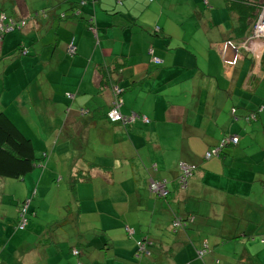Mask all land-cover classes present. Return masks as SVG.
I'll list each match as a JSON object with an SVG mask.
<instances>
[{
    "label": "crops",
    "instance_id": "crops-1",
    "mask_svg": "<svg viewBox=\"0 0 264 264\" xmlns=\"http://www.w3.org/2000/svg\"><path fill=\"white\" fill-rule=\"evenodd\" d=\"M25 1V15L30 17L43 3L49 4L45 0L32 3ZM203 1L206 6L213 4L211 0ZM154 2L159 0H95L93 3L88 0V4L83 8L85 12H82L84 19L80 21L68 17L55 22L57 12L49 13L46 17L38 16L36 20L30 18L25 27L15 35L11 33L8 38L10 41L16 38L17 44L27 46V58L19 62L24 67L26 78L36 80L38 73H42L39 71L46 66L60 73V66L65 64L71 69L76 67L81 71L84 70V73L73 93L68 89L60 91V88L56 91L55 87L49 84L45 92L40 86L35 87L37 93L29 100L36 102L38 108H42V112L47 113L50 119L58 120L56 122L58 125L53 127L56 130L61 128V131H64L70 120L69 115L74 114L71 119L73 124L68 126V129L73 133L75 142L78 141L77 146H80L76 148L78 153L82 152L83 146L88 145L90 129L111 128L114 152L119 148L117 152L125 153L121 159L117 157L120 160L119 168L123 173L126 171L130 178L136 202L145 209H151L153 216H150L149 226L154 223L155 216V222L160 223L157 225L158 228L163 224L166 228H171L174 215L195 214L194 224H190L185 231L168 229L170 234L167 237L170 241H162L165 239L162 236L160 246L157 249L147 250V259L141 264H264V242L260 240L264 236V151H262L264 134L261 142H255L250 138L249 133L257 128L259 120L251 122L252 124L244 120V115L254 108L252 101H248L247 95L255 92V103L260 104L264 98V86L260 79L251 76L243 80L250 72L251 56H241L237 65H241L242 70L236 75L237 66L234 62L224 61V59L229 60L226 56L230 57V54H225L230 50L223 48L225 41L222 39L210 46L211 50L215 49L219 55L215 76L211 78L212 83L207 81L205 83V76L209 75L204 73L197 82L194 80L196 74L189 71L188 67L176 68L175 79L167 80L166 73L169 72V68L165 65V59H162L164 60L162 63L160 61L161 64L157 69L137 63L134 59L132 65L134 71L127 72L124 68L131 66L129 64L134 50L146 56H148L147 52L153 53L156 57L162 56V50L167 49L162 37L153 38L148 34L152 30L149 26L151 21L157 24V20L163 24L161 27L157 25L155 27H158L160 32L164 30L162 27L164 23L158 20L157 6L151 8ZM193 7L191 6L190 9ZM84 20L92 22L96 26L97 33L85 29ZM131 20L142 27L120 26L127 25ZM61 28L71 33L70 38H62L65 46L71 42V38L73 39L72 42L76 46L73 53L68 52L67 47L60 46ZM136 28H140L141 34H136L138 33L135 31ZM227 34L225 31L224 36ZM124 39H129L130 42L122 41ZM116 43L120 45L115 46ZM116 47L118 48L115 49ZM20 55L13 56L12 60L22 57ZM120 57L124 61V66L117 75V84L123 88L130 81H140L122 93L123 100L119 110L124 116L134 112L139 117L137 116L132 125L124 126L115 122L108 127L105 111L108 112L113 96L110 88L101 89L96 85V66L108 65L115 58ZM207 58L209 63L211 56ZM212 62L215 63L212 59L210 65ZM36 65L38 68L34 69ZM48 74L59 86L60 77L50 72ZM148 78L150 82H147ZM14 79L18 80V83L21 80L17 75ZM22 79H25L24 75ZM123 81L124 85L121 84ZM84 82L86 87L82 92L80 87ZM35 85L38 84L34 83L32 87ZM163 86H173L176 93L162 96ZM128 91L134 93L131 112H128L124 101L130 99L129 95H125ZM62 93L65 97L66 93L70 94V97L67 96L70 106H64L66 98L63 97L64 101H62ZM237 98L240 100L238 103ZM42 104L43 106L39 107ZM233 108H236L235 116L231 112ZM142 116H145L147 121L143 120ZM263 120V117L260 118V121ZM229 131L239 136L243 133L245 135L240 136L237 147H230L224 157L206 159L205 153ZM54 132L52 131L53 134ZM53 134H48V141ZM63 140H67V137ZM107 143L110 145V142H106V138L103 137V145ZM129 155L136 158L137 164L130 161ZM77 160L78 158H74L70 172L76 166L81 167L79 164L75 165ZM182 162L197 166L196 170L187 177L185 189L176 188L177 184L174 181L179 171H182L183 165H180ZM113 166L114 164L112 168L108 167L112 174L111 181H115L116 177L112 171L117 170ZM138 178L147 186L141 194L138 191ZM41 180L42 175L39 182ZM150 180L166 184L169 190L166 199L157 198L148 188ZM28 196L29 191L26 192V198ZM162 199L165 202L162 203ZM31 214L34 216V213ZM140 221L145 224L141 219L137 222L126 220V235L137 240L138 245L141 242L140 246L147 248L149 244H154L140 230L142 226L139 224ZM18 238L22 243L18 244L15 251H11L13 255L17 253L16 261L12 264H40L39 260H42V257L37 253L39 248H43L46 253L43 243L45 240L40 239L35 243L36 246L28 248L26 235H20ZM225 238L229 240L232 248L230 260L227 249L219 248L217 244ZM203 242H207L209 252L199 258L195 249L201 247ZM222 250L226 255L222 254L221 257L217 252ZM216 259H219L218 263Z\"/></svg>",
    "mask_w": 264,
    "mask_h": 264
},
{
    "label": "rangeland",
    "instance_id": "rangeland-1",
    "mask_svg": "<svg viewBox=\"0 0 264 264\" xmlns=\"http://www.w3.org/2000/svg\"><path fill=\"white\" fill-rule=\"evenodd\" d=\"M35 1L37 0H27L28 3ZM211 1L213 4H209V6H206L203 0H159V2L153 3L151 8L153 9L154 6H157L159 10L158 20L164 23V26H162L164 30L159 35L166 36L161 39L167 45V49H163L162 56L157 55L158 57L156 56V58L161 63L164 61L162 59H165V65L169 68V72L166 73L167 80L173 81L175 79L176 68L188 67L190 68L189 71H193L196 74L194 80L199 82L200 76L202 77L201 74L204 73L209 75L205 76V83L206 81L212 83L211 78L215 76L218 64L217 56L219 55L215 49L211 50L210 46L221 41V34L225 33V31L228 32L231 29V23L234 21L228 14L225 0ZM45 2L49 4L43 3L40 9L57 4V0H45ZM191 6H194L193 9H190ZM137 9L139 8L137 7ZM67 12L71 11L67 10ZM4 13L6 15V13L9 14L10 12L8 10ZM156 23L150 22L149 26L152 30L155 25L159 27L163 25L157 20ZM139 30L140 28L135 29L138 32L136 34H141ZM17 32L18 30L9 31L6 34L7 37L4 43H0V110H6L11 118L16 121L18 127L30 136L34 148L39 153L45 152L47 156L44 162L38 163L31 172L20 180L0 178V264H12L16 261L17 253L13 255L11 251H15L18 244L22 243L18 238L20 235H26L28 248L38 243L40 239L45 240L43 243L45 244L46 253L43 248H39L37 253L42 257V260H39L40 264L144 263L147 259V250L157 249L160 246L162 236L165 238L162 241H170L167 236L170 234L168 229L171 230V228H166L164 224L158 228L157 225L160 223L157 224L155 222L156 216L153 220L154 223L149 226L150 216H153L152 212H150L151 209H145L136 202L135 192L131 188L132 184H130L131 180L126 171L123 173L119 168V159L125 153L117 152L120 150L119 148H116V152H114L111 128L108 130L104 128L90 129L88 145L83 146L81 148L82 152L78 153L76 150V148H80V146H77L78 141L75 142L73 133L68 129V126L73 124L71 119L74 114L71 113L69 115L70 120L67 122V128L64 131H61V128L56 130L53 127L58 125L56 124L58 120L50 119L47 113L42 112V108H38L36 102L29 100L32 95L37 93V90L34 89L35 87L40 86L45 92L49 84H52L56 91H59L60 88V91L68 89L73 93L76 91L84 70L81 71L76 67L71 69L69 65L65 64L60 66L61 70L59 73L52 70L50 66H46V69L43 67V70L39 71L42 73H38L36 80L32 81L31 78H26L24 67L19 62L27 57L21 54L24 51L19 49V52L15 48L17 44L16 38H12L13 41L11 42L8 40L11 36L9 34L14 33L15 35ZM60 33V46L68 48L70 42L65 46L63 38H70L71 33L62 28ZM70 40L72 41L73 39L71 38ZM122 41L130 42L129 39ZM119 45L120 43L115 44V46ZM9 47L14 49L16 55L20 53L22 57L10 60L15 55L12 54L13 50L5 57H1V54ZM227 47L236 50V54L233 57L235 63L241 60L242 55L251 56L252 67L250 66V72L245 75L243 80L245 81L251 76L254 79H260L264 86V9L257 26L248 39L242 43L235 44L225 41L223 48L228 50ZM133 53L129 64L131 66L124 68L127 72L134 71L132 69L134 59L137 63L148 65L154 69H157V66L161 64L152 60L154 57L153 53L147 52L149 57L135 52V50ZM209 56H211V61L213 59L215 63L212 62L211 65V61L208 63L207 57ZM35 68H38V66H34ZM48 72L60 77L59 86L52 81V76ZM16 75L21 78L19 83L18 80L14 79ZM22 75L25 76V79H22ZM31 77L33 78V76ZM47 79L50 80L47 81ZM147 82H150L149 78ZM34 83L38 85L32 87ZM121 84L124 85L125 82L123 81ZM85 87L86 82L82 84L80 90L82 92L85 91ZM138 88L137 86L136 89ZM111 93L113 96L114 92ZM171 93H176L173 86L162 87V96ZM133 94V91L125 93V95L130 96L129 100H124L125 106L128 107V112L133 111L131 108L134 100ZM63 97L66 98L64 106H70L69 98L65 97L64 93H62V101H64ZM121 100H123L122 95ZM236 102L238 103L240 100L237 98ZM42 106L43 104L39 107ZM106 113L105 111V115ZM109 114L110 112L108 113V118L110 119ZM250 114V112L246 113L244 120L246 123L252 124L251 122L257 121V118ZM136 118L137 116H132L131 121ZM142 119L147 121L143 116ZM108 123V127L114 124L109 121ZM48 127L50 128L47 129ZM52 131H55L54 134ZM48 134H53L49 141ZM100 134L106 138V142H110V145L108 143L103 145V137ZM64 137H67V140L64 141ZM128 157H131V162L137 164L136 158L132 155ZM74 158H78L75 165L79 164L81 170H88L91 162L101 165L103 168H112L114 164L113 167L117 168L116 171H112L116 175L115 181H111V171L103 173L100 168H92V182L90 184L77 183L75 192H73L74 190L70 187V177L73 173L70 170ZM82 159L86 160V162ZM77 167L75 169H78ZM41 175L42 180L39 182ZM137 180L138 191L141 194L147 189V186L143 184L144 182L140 178ZM151 181L157 180L149 181L148 188L150 190H152L150 187ZM27 191H29L28 198H26ZM23 199H28L26 204H30L27 226L25 229L15 233L14 224L19 209L17 204ZM163 202H165L164 199H162ZM124 209L125 211H123ZM31 212L34 213V216H31ZM140 219L145 221V224L141 221L139 222L142 225L140 230L154 244H149L147 248L141 247L138 245L137 240L126 235V220L137 222ZM130 228L133 229L132 227ZM156 235L158 236L156 237ZM74 249L78 251V254L73 253ZM226 249L229 252L228 257L230 260L232 248L228 245ZM200 252L206 253L207 250L199 249ZM195 253L198 256L196 249ZM198 257L200 258V256Z\"/></svg>",
    "mask_w": 264,
    "mask_h": 264
},
{
    "label": "trees",
    "instance_id": "trees-1",
    "mask_svg": "<svg viewBox=\"0 0 264 264\" xmlns=\"http://www.w3.org/2000/svg\"><path fill=\"white\" fill-rule=\"evenodd\" d=\"M92 3L95 0H91ZM152 1V0H150ZM1 2L0 7V43L3 44L6 39V34L9 31H15V30H21L23 27H25L26 23H28L31 19L36 20L38 16H44L46 17L49 13L53 14L57 12V18L54 19V21H61L68 17L71 19L76 18L77 21H80L84 19V16L82 15V12H85L83 10L84 6L88 4V0H60L57 2V4H53L50 6H45L42 9H39L34 12L31 17L30 15H25V6L26 1L25 0H3ZM60 5V6H57ZM225 5L228 11V14L230 17L233 18V21L231 23V29L226 32L227 35L224 36V33H222L221 39L223 41H229L233 44L235 43H242L252 33L254 28L257 26L260 17L262 15V11L264 9V0H225ZM53 6V7H51ZM9 10V14L4 12H7ZM61 10V11H60ZM67 10L71 12H67ZM3 12V13H2ZM61 12V13H59ZM31 18V19H30ZM85 29H89L92 32L97 33L96 26L92 24L90 21H85ZM127 24V23H126ZM122 28H134L135 26H138V23L134 20H131L127 25L122 24L120 25ZM140 27H142L140 25ZM153 38H165L166 36H160V30L158 27H155L153 30L149 33ZM10 35V34H9ZM10 41V40H9ZM11 42V41H10ZM72 42V41H71ZM70 42V43H71ZM74 45V42H72ZM75 46V45H74ZM8 49L5 50L4 53L1 54V57L7 55L10 51H12V54L14 55V49ZM15 48L20 52V50L24 51L21 53L22 55H27L28 50L27 46H20V43L16 44ZM29 48V47H28ZM76 48V46H75ZM20 49V50H19ZM68 50V48H67ZM17 55H20V53H17ZM16 56V54L14 55ZM21 56V55H20ZM245 57V56H244ZM120 58H115V60L108 64H98L96 67V85L98 88L106 89L110 88L111 92L114 90L113 88L117 87L119 89V99L121 100V95L125 90H129L132 87H134L138 82L140 81H130L128 84H126L122 89L117 84V75H119V72L121 71L122 67L124 66V61ZM13 59V56L10 60ZM153 61L159 62V60L154 56ZM160 63V62H159ZM234 65L237 66L236 68V75H239L241 73L242 67L241 65H237L234 61ZM5 71V70H4ZM3 80V78H2ZM254 93L248 94V101L251 102L254 106L249 112L253 114L259 122L256 126L255 130L251 131L249 133L250 138L253 139L255 142H261L262 140V134H264V120L260 121V118L263 117L264 119V98L260 104L255 103L256 97L254 96ZM66 96L70 97V94H66ZM254 97V99H253ZM112 102L114 101V95L112 98ZM253 99V100H252ZM122 105V100L121 104ZM121 106H119L120 109ZM113 108V104H110L109 111ZM235 110L236 108L232 109V115L235 116ZM106 113V117L108 118V113ZM120 111V110H119ZM121 113V112H120ZM250 114V115H251ZM122 116H124L121 113ZM138 116L134 112H131V114L125 116V120L123 118L118 120H110L108 118V121L111 123L115 122H121L124 126H128V124L132 125L133 121H129L128 118L132 116ZM139 117V116H138ZM145 117V116H143ZM127 118V120H126ZM237 120H240L239 117H236ZM245 119V118H244ZM254 122V121H253ZM243 129V128H242ZM245 134H240V136H244ZM248 135V133L246 134ZM239 134H232V132H226L222 135V137L219 139L217 144L212 146L207 152H210L212 150H216V153L210 155L209 157H206V159L211 158H221L224 157L225 154H228V150L230 147L236 148L239 144L238 141L240 139ZM230 138H235V143L233 141H229ZM258 151V150H257ZM262 151H264V144L262 146ZM46 153H39L33 146L32 140L29 135L25 134L21 128L18 127L16 122L11 118L10 114L5 110H0V178H10V179H16L20 180L25 177L26 174L31 172L34 167L40 162H44L46 158ZM182 171H179V174L176 178H174V181H176V188H184L187 185V177L190 176L195 170V168H190V171H193L191 174L184 173V167L191 166L189 164L181 163ZM193 165V164H192ZM91 167V168H90ZM88 170H81V167H77L78 169L72 170V175L70 177V187L73 192H75V185L77 183H87L92 182V175H91V169L93 168H100L102 169L103 173H107L108 167L103 168L101 165L93 164L91 162V166ZM166 181V180H165ZM164 191H166L165 195H159L158 192H155V195L157 198H167L169 190L164 183ZM28 199H23L21 202H19L17 205L19 207L17 212V219L14 224V231L18 232L20 230H23L27 226L28 221V213H29V205L26 204ZM32 213V212H31ZM175 216V217H174ZM171 221V228L176 230L185 231L187 228H189L190 224H194L195 222V214L194 213H188L186 215L182 216H176L174 215ZM22 224H24L23 227ZM237 238V237H236ZM263 241V236L260 239ZM228 239H223L217 244L219 245V248L225 247L224 250H226V247L229 245ZM145 243V242H144ZM141 245V242L140 244ZM142 247V246H141ZM199 249H206L208 253L209 249L207 246V242H203L201 244V247L197 248V255L201 256L205 255L206 253H199ZM219 253V256L222 257V252ZM226 255V254H224ZM219 262V259H216V263ZM24 264V263H19Z\"/></svg>",
    "mask_w": 264,
    "mask_h": 264
},
{
    "label": "built area",
    "instance_id": "built-area-1",
    "mask_svg": "<svg viewBox=\"0 0 264 264\" xmlns=\"http://www.w3.org/2000/svg\"><path fill=\"white\" fill-rule=\"evenodd\" d=\"M262 16V15H261ZM261 18V17H260ZM75 51V46L73 45V43L71 42L70 44H69V46H68V52H74ZM229 62H231V61H229ZM114 90H113V92H114V101H113V108L109 111L110 112V114H109V116H110V119L111 120H118V119H121V118H123L124 120H125V118L124 117H122V115L120 114V111H119V106H120V104H121V100L119 99V96H118V94H119V89L117 88V87H115V88H113ZM129 119V121L131 120V117L130 118H128ZM126 120H127V118H126ZM229 141H233V143H235V138H230V140ZM218 149H216V150H212V151H210V152H207L206 153V157H209L210 155H212V154H214V153H216V151H217ZM188 170H189V167H184V173H186V175L187 174H189V172H188ZM150 187H151V189L154 191V192H158V194L159 195H165L166 194V191H164V184L163 183H161V182H157V181H152L151 182V185H150ZM23 225L24 224H22V226L21 227H23ZM264 240V239H263ZM74 253H77V251L76 250H74L73 251Z\"/></svg>",
    "mask_w": 264,
    "mask_h": 264
},
{
    "label": "water",
    "instance_id": "water-1",
    "mask_svg": "<svg viewBox=\"0 0 264 264\" xmlns=\"http://www.w3.org/2000/svg\"><path fill=\"white\" fill-rule=\"evenodd\" d=\"M227 46H228V45H227ZM227 48L230 49L231 51H229V52H227V54H225V55H229V54H230V57H229V56H226V58L229 59V60H232V61H233V57H234L235 54H236V50H235V49L232 50L231 47H227ZM231 52H232V53H231Z\"/></svg>",
    "mask_w": 264,
    "mask_h": 264
},
{
    "label": "bare ground",
    "instance_id": "bare-ground-1",
    "mask_svg": "<svg viewBox=\"0 0 264 264\" xmlns=\"http://www.w3.org/2000/svg\"><path fill=\"white\" fill-rule=\"evenodd\" d=\"M70 53H73V52H70ZM224 61H229V60H225V59H224ZM112 103H113V102H112ZM120 114H121V113H120ZM122 117H125V116H122ZM188 167H190V168H195L194 165H191V166H188ZM188 172H189V174H191L193 171L188 170Z\"/></svg>",
    "mask_w": 264,
    "mask_h": 264
},
{
    "label": "clouds",
    "instance_id": "clouds-1",
    "mask_svg": "<svg viewBox=\"0 0 264 264\" xmlns=\"http://www.w3.org/2000/svg\"><path fill=\"white\" fill-rule=\"evenodd\" d=\"M230 61V60H229ZM232 61V60H231ZM235 60H233L231 63H233ZM152 182V181H151ZM263 239H264V236H263ZM263 242H264V240H263ZM75 250V249H74ZM73 250V251H74ZM77 251V250H76ZM74 253V252H73ZM74 254H78V251H77V253H74Z\"/></svg>",
    "mask_w": 264,
    "mask_h": 264
}]
</instances>
